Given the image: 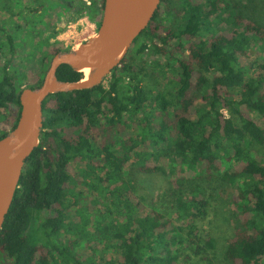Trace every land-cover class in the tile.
<instances>
[{
  "label": "trees",
  "instance_id": "1",
  "mask_svg": "<svg viewBox=\"0 0 264 264\" xmlns=\"http://www.w3.org/2000/svg\"><path fill=\"white\" fill-rule=\"evenodd\" d=\"M33 1L34 7L25 6L30 14L55 5L71 12L73 20L87 17L100 25L103 16L104 0ZM14 6L12 0H0V11L12 13ZM259 14H264L260 0H162L128 52L134 58L147 54L149 65L136 66L127 56L107 77V87L50 95L43 105L40 145L25 163L0 230V264H176L179 256L170 249L175 243L187 262L212 264L213 252L222 249L224 264H264V129L251 116L264 118ZM27 24L16 25L15 33ZM5 33L0 139L16 127L21 111L23 88L14 60L20 48L32 46L28 39L17 44L13 32ZM60 52L55 47L46 53L37 82L26 88L41 86ZM252 57L256 61L245 66ZM57 75L62 82L85 78L68 65ZM75 163L97 174L93 183L83 181L85 192L109 193L110 207L101 219L95 215L91 236L115 241L117 258L98 262L78 253L91 214L88 197L70 185ZM226 164L233 169L224 170ZM185 167L195 173L187 194L181 177ZM168 170L181 177L172 181L173 207L187 221L185 227L161 212L143 216L141 205L133 202L138 174ZM220 181L231 188L227 196L234 210L235 230L226 240L198 225L212 197L197 188ZM71 214L82 223V234L65 239L75 225L67 223Z\"/></svg>",
  "mask_w": 264,
  "mask_h": 264
},
{
  "label": "rangeland",
  "instance_id": "2",
  "mask_svg": "<svg viewBox=\"0 0 264 264\" xmlns=\"http://www.w3.org/2000/svg\"><path fill=\"white\" fill-rule=\"evenodd\" d=\"M246 2V1H245ZM264 2V0H260ZM14 3L15 10L12 13L0 11V67L4 63V55L7 52V32H13L15 41L17 44L22 43L25 39L32 41V46H25L19 49L17 57L13 63V71L15 72L17 84L23 89L27 86L34 85L38 76L42 72L43 63L46 53L55 47L61 49L60 53L70 52L72 50L78 49L81 45L87 43L91 38L96 37L99 31V23L92 22L87 17L73 20V14L71 12L65 11L62 7L52 6L46 13L30 14L25 10V6L34 7L35 1L33 0H12ZM180 3L177 1L175 7L180 8ZM252 12H248L249 15ZM261 21L264 23V14H259ZM80 20V21H79ZM27 24V29L22 30L21 33H15L14 27L16 25H23L25 27ZM168 26H170L169 21H165ZM81 24V25H80ZM5 28V31L3 30ZM34 31L35 36L31 35V31ZM95 35V36H94ZM35 37V38H34ZM34 38V39H33ZM67 48V49H66ZM69 48V49H68ZM8 56V54H7ZM129 56V61H132L136 66L139 65H149L150 57L146 54L141 58H134L133 55ZM256 61V57H252L245 61V66ZM247 62V64H246ZM249 62V63H248ZM249 66V65H248ZM107 87V81L104 82ZM15 112V111H14ZM251 116L259 124V126L264 129V118L260 117L257 113H252ZM134 132H129L127 135L131 136ZM232 156V154H231ZM132 163V162H131ZM152 165L155 166V162L152 160ZM185 172L183 176L185 177V182L183 185L185 190L190 191L194 188V184L191 183V179L195 177L194 169L185 167ZM223 169H233L229 164L223 166ZM87 171L85 174L82 171ZM69 174L72 176L73 180L70 185L74 187L76 184L79 192H82L90 203L89 212V224L86 226L87 234L83 237V242L79 246L78 253L86 258H93L100 262L102 260H108L111 258L118 257V250L115 247V241L100 240L101 238L94 237L95 227V215L99 216L101 219L105 216L107 212V207L109 206L110 196L107 190L101 193L89 194L85 192L82 187L83 181L90 183L94 182V177L97 175L91 173L86 169L85 164H73L69 169ZM177 173L171 174L167 171V174H153V175H142L138 174L136 177V189H135V199L133 202L135 204L141 205V214L143 216L151 215L153 211L161 212L166 215L167 219H170L176 226H183L187 224L185 219H180L173 207L174 199L173 196V184L172 181L181 178ZM239 185V184H238ZM234 186L233 191L235 193L240 188V186ZM205 188V189H204ZM82 189V190H81ZM175 189V188H174ZM190 189V190H188ZM198 191L206 193L207 196L211 198V207L207 215L203 219L198 221L200 231L204 233L213 235L222 240H226L227 237L235 230V221L233 215V208L231 205V198L227 196V191L231 188L227 184L221 183V181L212 185H204L203 188H197ZM214 190V193H213ZM218 190L223 192L220 194ZM214 194V196H213ZM110 207V206H109ZM112 210H115L113 207ZM67 223L69 225L75 224L71 231L64 233L63 237L65 239L72 238V236H80L82 234V223L78 221V218L71 214L67 217ZM69 227V226H68ZM83 236V235H82ZM170 249L175 255H178L176 264H209L206 262H187L185 260V253H183L182 246L178 244H172ZM222 249L213 252L214 259L212 264H224L223 251Z\"/></svg>",
  "mask_w": 264,
  "mask_h": 264
},
{
  "label": "water",
  "instance_id": "3",
  "mask_svg": "<svg viewBox=\"0 0 264 264\" xmlns=\"http://www.w3.org/2000/svg\"><path fill=\"white\" fill-rule=\"evenodd\" d=\"M161 2L104 0L97 36L78 49L54 56L41 86L23 89L19 97L21 111L18 123L0 139V230L14 200L25 163L40 145L45 101L56 93L94 89L103 84L147 29ZM62 65L78 72L91 71L80 82H62L57 75Z\"/></svg>",
  "mask_w": 264,
  "mask_h": 264
},
{
  "label": "bare ground",
  "instance_id": "4",
  "mask_svg": "<svg viewBox=\"0 0 264 264\" xmlns=\"http://www.w3.org/2000/svg\"><path fill=\"white\" fill-rule=\"evenodd\" d=\"M80 21V20H79ZM81 25V24H80ZM95 36V35H94ZM67 49V48H66ZM69 49V48H68ZM90 71H91V69H85L84 70V73H85V75H86V77H88V75L90 74Z\"/></svg>",
  "mask_w": 264,
  "mask_h": 264
}]
</instances>
